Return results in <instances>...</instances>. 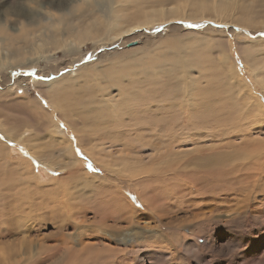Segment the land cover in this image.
I'll list each match as a JSON object with an SVG mask.
<instances>
[{
	"label": "bare ground",
	"instance_id": "obj_1",
	"mask_svg": "<svg viewBox=\"0 0 264 264\" xmlns=\"http://www.w3.org/2000/svg\"><path fill=\"white\" fill-rule=\"evenodd\" d=\"M125 1L126 0H31L32 4H29L30 0H21L18 4H14L15 9L12 8V13L17 17L14 24L11 23L13 21L9 22L5 19L0 21V107L10 110V106L7 107L10 104H6L5 106L9 98L10 102L14 99H19L23 104V108L25 109V107H27L28 110L31 111L29 113L34 121L31 126H44V129L47 124L49 126L46 127L45 133L43 132V128V130H41L46 139V142H42L43 136L39 134L41 132L29 126L26 120V122L23 120L24 122H22V125L9 129L5 121L10 117H8L6 113L0 116V209L5 208L6 211L4 212L8 211L9 215H17V219L15 218L16 220L9 219L8 221L11 223L8 227H11L13 230L21 228L26 231L31 228V224L27 223L28 219L26 222H22L21 214H19V212L26 208L27 211L25 210V212L28 218L30 216L32 217L31 213H38L43 208L47 209L51 207L50 210L55 211L57 204L55 200L50 199L49 201L44 200V202H42L36 199V196H40L38 194H40L39 190L42 189L41 187H45V184L49 182H55V184L62 183L64 185L68 182L71 184L77 179V173L74 172L77 166L72 164L78 165L81 161L73 152L70 140L71 135L77 137V142L83 147V152L100 162V164L109 170L110 175L116 174L117 176L120 173L130 179H134L135 175H129L127 173L134 170L132 164H137V162L140 163L137 172L142 176L149 171L156 172L161 168L158 166V164H162L160 162H153L155 166L149 168H146L147 166L141 168V163L143 162L141 159H138L135 163V159L141 155L139 152L143 151L140 150L142 142L140 139L144 138L142 135L143 132L154 130L157 126V136L164 137L170 134L182 137L184 134L182 141L192 137L196 138V136H198L199 140H202L205 136L212 135V132L210 133L206 129V125L205 130L208 132L205 133L206 135L200 134V132L198 135L197 133L193 135L192 129H185L189 123H186L184 118H182L183 122L176 124L169 122V120L172 119L170 117H160L158 119V114L155 112L154 105H152V111L156 119L150 116L144 109V106H149L150 103L148 101L151 96L154 93L161 92L159 91L160 84L158 83L162 76L159 74L162 70L166 72L172 64L166 59V63H160L162 66L158 69L156 67L159 65L158 61H160V59L155 57L149 58L145 56L143 51L154 46L156 43H162L168 36L174 35V39L172 40L184 42L188 46L193 45L191 41L193 39L202 38L207 41L210 47L216 52L215 63L219 78L222 79L221 85L226 87L223 91H227L229 94L234 95L237 99L235 101L241 102L242 119H249L248 116L253 107H257L258 113L264 108L261 104L262 102H260V98H257L255 95L256 91L251 87L252 85L250 82L243 78H238L240 75L238 64L233 56V41L235 46L239 47V49L245 43L244 37H242L238 31L242 30L247 33L248 31L244 27L251 29H257L259 27L253 25L257 23L253 12L247 9L243 10V13L233 11L227 12L226 6L217 0H183L182 6L187 7L191 5L194 9L186 11L182 15H180L182 12L180 7L171 9H151L147 15L140 13L136 22H130L128 20L127 24L123 25L121 18L118 16L120 13L127 10V4L124 3ZM250 2L252 3V0H250ZM235 15L237 17H235ZM180 19H184L182 25L186 30L183 29L181 24H177V20ZM85 21L89 22L85 23ZM90 22H93V24ZM220 23H224V25L227 23L226 27L223 28V26L213 25H220ZM90 25L94 27V29H92L93 34L91 32L90 36L87 37V32H90V28H88ZM99 25L101 26L100 28L98 27ZM237 25L240 26L237 27ZM85 26L87 29L84 28ZM95 27L99 32L102 30L106 31L104 28L109 30V34L104 33L106 34V39H97L98 34L93 31ZM142 28H147L146 30H155L160 33L152 37L154 36L152 33L147 34L144 33V31L138 32V29L140 30ZM78 32L82 33L75 35ZM253 32L255 33L256 31ZM263 33L264 32L254 34L253 40L247 43L249 44L250 52L245 54V52L242 51L240 56L245 62V66L253 72V78L260 84L264 92V64L257 59L258 54L264 53ZM222 35H225L226 39ZM90 37L94 46H96L98 42H103V44L106 45L104 47L106 50L98 55V58L103 59L85 63L91 57L83 58L85 53L83 50L85 45L84 41L86 38L90 41ZM175 50L179 51L177 48H175ZM135 51L139 57L146 58V61L133 63L132 61L135 56H131V54ZM93 56L94 53L92 54V57ZM221 56H223V59L220 58ZM171 58L175 62H186L185 58ZM105 60L108 62L106 68H104L105 66L103 65L101 66V63ZM115 67H120L122 73L119 76L117 73L113 74V77L120 86V92L117 96L109 91V86L106 88L107 85H103L108 78L105 73L111 74L112 68L114 69ZM182 68L184 71L188 70L186 63L183 64ZM146 80H149V82L143 83V81ZM32 85L40 89L42 93L41 97H32L31 94H29L28 87H32ZM20 89H23L25 93L24 98H21L18 93ZM32 91L35 92V90ZM121 95L126 97L129 102L122 104L123 99ZM188 97L189 96L186 97L184 93L175 96V98L182 100L183 104L187 102L183 107L177 108L179 111L177 112L178 116L181 114L183 115L185 112L191 114L193 110L206 107L193 102V99H189ZM43 98H46L47 101L52 104L53 108L46 107ZM13 108L15 109L16 106ZM127 108H129L132 115L137 119V123L141 126L135 127L130 123L127 117ZM11 110L13 111V109ZM199 110L200 113L203 114L202 109ZM12 114L15 116L14 113ZM200 117L199 122H201V119L203 120L201 124H208L213 121H215L216 124L215 119H217V116H213L210 119L202 115H200ZM30 120L32 119L30 118ZM30 120L28 121L31 122ZM63 120L69 123L68 125L71 127V132L60 125L63 123ZM201 126L204 127V125ZM29 129H32V134L28 133ZM98 130L101 131L102 139L106 141L97 139L95 134ZM216 136L221 138V133L218 135L216 134ZM152 137L149 138V141ZM219 141L220 140L210 141L211 147L214 143ZM14 142L25 145L28 148V152H31L34 157L42 162L47 172H52V168H54L55 171L58 172L64 170L67 172L70 170V173L62 174L57 178L53 177L49 181H42V177L36 173V164L33 166L26 158L24 161L12 160L10 148H14L12 146L15 144ZM198 142L199 141H193L191 143L196 145V149L192 152L201 150V147H203V145L200 146ZM145 144V146L149 145V143ZM216 145H218V143ZM136 146L139 147L138 150H136ZM185 147H187L186 143ZM149 150H151L152 154L154 151L157 154L161 148L157 147L155 149L153 145H151ZM187 153L188 152H185V154ZM226 156L228 155L224 153H215L207 157L202 156L203 159H208V164H214L215 166L213 174L210 173L209 175L210 177H214V180H217V183L212 186L213 188L210 187L209 189L213 192L216 189H233L230 180L227 178L228 176H226L227 172H221L219 170L220 168L216 167L217 163H220L221 159ZM113 157H116L118 161L112 165L109 163L108 159ZM63 158L68 160V164L60 160ZM219 158L220 160H218ZM113 169L118 173H115ZM83 173L85 176L82 177V174V178H79L83 181L80 184L83 189L90 188L94 190L93 186L88 185L87 182H92L93 184L97 183L100 188L99 190L97 187L98 197H104L105 194L112 197L118 196L127 199V204H129V206L131 205L134 209L136 208L134 202L127 198L128 196L118 191L117 182L111 184L107 176L101 177L96 174L90 175L87 172ZM137 175L136 178L138 177ZM123 181L125 180L120 182L122 185ZM138 182L140 183L141 181H135L134 184L137 185ZM134 184L132 183L131 185L134 186ZM137 186L136 188H138ZM81 187H74L73 193L76 194V196L81 193V196L78 197H82L85 193H83ZM139 187H141V185ZM54 191L52 192L55 193ZM41 194L45 197L47 190ZM5 196L9 197V202H6ZM83 196H88V194ZM141 196L142 194H139L138 199L145 202ZM67 201H69V199H67ZM73 201L74 200L71 199L69 202L73 203ZM121 206L120 204V208L113 209L110 212L106 211L102 214L100 219L102 222L100 226V231L103 233L102 235L125 248L127 245L136 246L137 241L143 238L148 240L165 239L159 230L153 229H142L140 232L136 231L137 233L134 231L133 233H128L127 231L125 233H113L108 231L106 229L108 226L106 224L108 222L117 224V222H121L120 220H124L123 217L124 214H127V211L121 208ZM67 208H69V205H65V209ZM134 213H136V209L133 210V214ZM199 215L201 214H195V216ZM7 219L0 220L2 223H6ZM42 219L46 222L53 220L45 215L42 216ZM60 234H62V231ZM65 236L72 239L74 242V237L72 238L69 234H65ZM77 241L78 240L75 239L74 246L78 245L76 243ZM70 243L71 241L61 237L56 239L52 246L39 243L40 246L38 245L39 247L35 251L32 250V252L30 246L27 244L25 245L24 251L22 248L20 249L24 252V255H28L25 257V261L23 260L25 264H32V261H37V264H60L64 250L70 254H75L78 251L73 249V245ZM88 244L89 243L81 242L79 243L80 246L77 247L79 251H83L90 247ZM3 247L4 246H2V248ZM9 247H11V245ZM21 247H23V245ZM33 248L32 246V249ZM120 250L123 252V249ZM10 251L9 257L11 259V255L20 250L16 248L15 251ZM110 252L115 256V259L117 254L120 253L115 247L113 249L111 248ZM58 254H60V256L56 257ZM0 258L3 257L0 256ZM16 260H14L15 264ZM75 262L72 264H75Z\"/></svg>",
	"mask_w": 264,
	"mask_h": 264
},
{
	"label": "rangeland",
	"instance_id": "obj_2",
	"mask_svg": "<svg viewBox=\"0 0 264 264\" xmlns=\"http://www.w3.org/2000/svg\"><path fill=\"white\" fill-rule=\"evenodd\" d=\"M20 1L21 0H0V21L5 19L9 22L13 21L11 23L14 24L17 17L12 13V8H14V4H18ZM217 1H220L221 4L226 6L227 12L233 11L243 13V10L247 9L254 13L253 15L257 23L253 25L259 27L257 29L244 27L247 29V33L242 30L238 31V33L244 37L245 43L239 49V47L235 46L233 41V56L238 64H236L240 74L238 78H243L250 82L252 85L251 87L256 91L255 95L257 98H260V102H262L261 104L264 107V92L260 84L253 78V72L245 66V62L240 56L242 51L245 52V54L250 52L249 44L247 43L253 40L254 34L264 32V0H252V3L250 0ZM124 3L127 4V10L123 11L118 16L121 18L123 25H126L128 20L130 22H136L140 13L147 15L151 9H171L180 7L182 11L180 15L194 9L191 5L187 7L182 6L183 0H126ZM29 4H32L31 0ZM235 17L237 16L235 15ZM183 21L184 19L177 20V24L182 25ZM87 22L89 21H85V23ZM90 23L93 24V22ZM226 24L227 23H225V25L224 23H220V25H213L223 26L224 28ZM238 26L240 25H237V27ZM98 27L100 28L101 26L99 25ZM84 28L87 29L86 26ZM88 28H90V32H87V37L90 36L94 27L90 25ZM104 29H106V31L102 30L99 32L96 30V27L95 30H93L98 34V40L106 39V34L104 33L109 34V30L107 28ZM146 29L147 28L138 29V32L144 31V33L147 34L152 33L154 35L152 37L160 33L155 30ZM183 29L186 30L185 27H183ZM253 31L256 32L254 33ZM80 33L82 32H78L75 35ZM222 36L226 39L225 35ZM172 39H174V35L166 37L162 43H156L150 48L146 47L148 49L143 51L145 56L149 58L155 57L160 59V61H158L159 63L156 62L159 64L156 67L158 69L162 66L160 63H166V59L172 64L166 72L162 70L159 74L162 76L158 83L160 84L159 91L161 92L154 93L148 101L150 103L149 106H144V109L150 116L156 119L152 111V105H154L155 112L158 114V119L160 117H170L172 119H170L169 122L176 124L183 122L182 118H184L185 122L189 123L185 129H192L193 135H196V133L198 135L199 132L200 134L206 135L205 133H208L207 130L210 133L212 132V135L205 136L202 140H199L198 136H196V138L192 137L182 141L184 134L182 137L178 135L179 138L177 135L173 136L170 134L164 137L157 136V126L154 130L143 132L142 135L144 138L140 139L142 142L141 145L139 144L140 150L143 151L139 152L141 155L135 159V163L138 159H141L143 161L141 163V168H145V166H147L146 168L155 166L153 162H160L162 164H158V166L161 167L158 170L159 172L149 171L146 173L148 175L143 174V176L137 172L140 163L137 162V164H132L134 170L131 172L134 173L130 172L127 174L135 175L134 179H130L120 173L117 176L116 174L110 175L109 170L100 164V162L83 152V147L77 142V137L71 135L70 140L73 152L81 161L78 165L72 164L77 166L74 169V172L77 173V179L74 180V183L69 184L66 182L65 185L62 183L55 184V182H49L45 184V187H41L42 189L39 190L40 194L37 193L40 196H36V199L42 202H44V200L49 201L50 199L55 200L57 203L55 211L50 210L51 207L47 209L43 208L38 213H31L32 217L30 216L29 218L25 212L27 208L19 212V214H21V221L26 222L28 219L27 223L31 224H29L31 228L25 231L21 228L13 230L11 227H8L11 224L8 222L9 219L16 220L17 215H9L8 211L4 212L6 211L5 208L0 209V219L5 220L8 218L6 223H2L0 220V256L3 257L0 258V264H15L14 260L16 259V264H23L25 257L28 256L26 254L24 255L23 252L26 244L30 246L32 252V250L35 251L40 246L39 243L52 246L55 240L61 237L71 241L70 244L73 245V249L78 251L75 254H70L64 250L63 256L61 255L62 259L60 264H72L76 259L78 260H76L75 264H264V108L258 113L257 107H253L248 116L249 119H242L241 102L235 101L237 99L234 95L229 94L227 91H223L226 87L221 85L222 79L219 78L215 63L216 52L210 47L207 41L202 38L193 39L191 40L193 45L188 46L184 42L174 41ZM84 42L85 45L83 50L85 53L83 58L91 57L85 63L103 59L98 58V55L106 50V48H104L106 45H104L103 42H98V44L94 46L91 37L90 41L86 38ZM175 48L179 51H176ZM93 53L94 56L92 57ZM131 56H135L132 61L133 63L146 61V58L139 57L136 51L133 52ZM257 56L258 61L264 64V53L258 54ZM171 57L185 58L186 62H175ZM220 58L223 59V56ZM184 63H186L188 67L187 71H184L182 68ZM107 64L108 62L105 60L101 63V66L103 65L105 66L104 68H106L108 66ZM114 73H117L118 76L121 75L120 67L112 68L111 74L105 73L108 78L103 85H107L106 88L109 86V91L117 96L120 92V86L113 77ZM148 82L149 80L143 81V83ZM28 89L32 97L42 96L40 89L35 85H32V87L29 86ZM32 90H35V92ZM18 93L21 98H24L25 93L23 89H20ZM182 93H184L186 97L189 96V99H193V102L201 106H206L199 108L202 109L203 114L200 113L199 109H196L193 110L191 114L185 112L183 115L181 114L178 116L177 112L179 111L177 108L187 104V102L183 104L182 100L175 98L176 95ZM121 97L123 99L122 104L129 102L123 95H121ZM43 101L46 107L53 108L52 104L48 102L46 98H43ZM6 104H10L7 107L10 106L13 111L8 108L3 109L0 107V116L6 113L8 117H10L5 121L9 129L22 125V122L25 120L28 122V125L31 126L32 122H34L29 113L31 111L28 110L27 107H25V109L23 108L21 100L14 99L10 102L9 98L5 106ZM14 105L16 106L15 109L13 108L15 107ZM126 111L130 123L135 127L141 126L137 123V119L132 115L129 108H127ZM12 113H14L15 116H13ZM200 115L205 116L207 119L217 116V119L214 118L216 124L215 121L208 123L210 125L201 124L203 120L201 119V122H199L201 118ZM30 118L32 120H30ZM240 120H244L245 122ZM68 124L69 123L63 120V123L60 125L71 132V127ZM201 125H204V127ZM205 125L207 126V130H205ZM47 126H45V129ZM31 127H34L38 132L44 129V126L34 125ZM45 129L43 130L44 133L46 131ZM43 132L39 134L43 136ZM28 133L32 134V129H29ZM220 133L221 138L216 136V134L218 135ZM95 135L97 139L106 141L102 139L100 130H98ZM150 137H152V139L149 141ZM218 140L220 141L214 143L211 147L210 141ZM193 141H199V145H203L201 150L192 152L196 149V145L191 144ZM42 142H46L44 136L42 137ZM14 143L15 144L12 145L14 148H10L12 160L24 161L26 158L33 166L36 164L37 171L36 169L35 171L42 177V181H49L53 177L57 178L62 174L70 173V170L67 172L65 170L60 171V173L55 171L54 168H52L53 170L51 169L52 172H47L42 162L34 157L31 152H28V148L25 145ZM145 143H149V145L145 146ZM185 143L187 147H185ZM217 143L218 145H216ZM151 145H153L155 149L159 147L161 150L157 154L155 151L152 154L151 150H149ZM138 148L139 147L136 146V150H138ZM185 152L188 153L185 154ZM215 153H224L228 155L222 158L220 163H217L216 167L220 168L219 170L221 172H227L226 176H228L227 178L230 180L233 189H216L214 192L209 190L210 187L217 183V180L213 179L214 177L209 176L210 173L213 174L215 166L214 164H208V159L205 160L202 156L207 157ZM60 160L68 164L66 158ZM108 160L112 165L118 161L116 157L109 158ZM218 160H220V158ZM83 172H87L90 175L96 174L101 177L107 176L111 184L117 182L119 188V190H117L122 194L124 193L125 196H128L127 198L129 200L134 202V206L136 205V213L133 214V210L135 209L127 204V199L118 196L112 197L108 194H105L104 197H98L97 187L99 190L100 188L97 183L93 184L92 182H87L88 185L93 186L94 190L90 188L83 189L80 185L83 181L79 179L85 176ZM114 172L118 173L116 170H114ZM136 175L138 176L137 178ZM120 180H125L123 181V185L120 183ZM133 181H141L144 184L138 182L137 185H141V187H139L135 185ZM132 183L134 186L131 185ZM75 186L81 187L83 193L85 192L83 195L88 194V196L82 195V197H78L81 196V193L76 196V194L73 193ZM136 186L138 188H136ZM46 190L47 194L44 197L41 193ZM139 194H142L141 198L145 202L138 199ZM67 199H69V201L73 199L74 204L67 201ZM5 200L9 202V197L5 196ZM120 204L122 205L121 208L127 211V214H124V220L117 222L118 225L108 222L106 224L108 225L106 228L108 231L113 233H125L126 231L128 233H133L134 231L137 233L142 229H153L159 230L165 239L148 240L143 238L137 241L136 246L127 245L125 248L102 235L103 233L100 231L102 223L100 219L102 214L106 211L110 212L113 209L120 208ZM65 205H69V208L65 209ZM195 214L201 215L195 216ZM43 215L53 220L48 222L45 220L43 221ZM59 231H62V234H60ZM65 234H69L72 238L74 237L77 239V246H80L79 243L84 242L89 243L88 246L90 247L83 251H79L78 247L74 246L75 239H73V242L72 239L66 237ZM11 235L15 236L12 237ZM24 238L28 241H25ZM10 245L11 247H9ZM22 245L23 247H21ZM2 246L4 247L2 248ZM32 246L34 247L33 249ZM114 247L120 252L117 254L116 259L110 252V249ZM5 248H7L8 251ZM16 248L20 251V248H22L23 251H17V254L11 255L12 258L10 259L9 251L12 250L10 252H13ZM120 249H123V252H121L122 250ZM60 254L56 255V257L60 256ZM34 262L35 261H32L31 263L37 264V261Z\"/></svg>",
	"mask_w": 264,
	"mask_h": 264
},
{
	"label": "water",
	"instance_id": "obj_3",
	"mask_svg": "<svg viewBox=\"0 0 264 264\" xmlns=\"http://www.w3.org/2000/svg\"><path fill=\"white\" fill-rule=\"evenodd\" d=\"M132 44V43H131ZM134 44V43H133Z\"/></svg>",
	"mask_w": 264,
	"mask_h": 264
}]
</instances>
